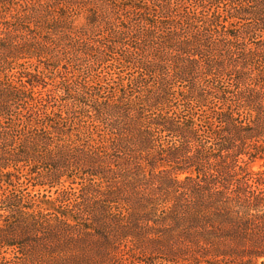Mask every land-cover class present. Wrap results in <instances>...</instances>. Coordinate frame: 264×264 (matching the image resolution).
I'll list each match as a JSON object with an SVG mask.
<instances>
[{"label": "trees", "instance_id": "trees-1", "mask_svg": "<svg viewBox=\"0 0 264 264\" xmlns=\"http://www.w3.org/2000/svg\"><path fill=\"white\" fill-rule=\"evenodd\" d=\"M0 264H264V0H0Z\"/></svg>", "mask_w": 264, "mask_h": 264}, {"label": "rangeland", "instance_id": "rangeland-1", "mask_svg": "<svg viewBox=\"0 0 264 264\" xmlns=\"http://www.w3.org/2000/svg\"><path fill=\"white\" fill-rule=\"evenodd\" d=\"M252 168L254 169V170H259V169H261L262 168V161H259V162H257V163H255V164H253L252 165ZM261 261V260H260ZM259 261V262H260Z\"/></svg>", "mask_w": 264, "mask_h": 264}]
</instances>
